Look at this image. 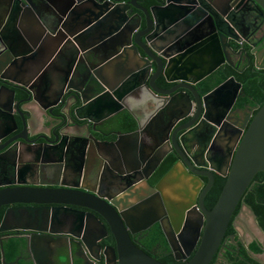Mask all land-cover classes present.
Masks as SVG:
<instances>
[{
	"label": "flooded vegetation",
	"instance_id": "obj_1",
	"mask_svg": "<svg viewBox=\"0 0 264 264\" xmlns=\"http://www.w3.org/2000/svg\"><path fill=\"white\" fill-rule=\"evenodd\" d=\"M27 1L0 0V106L12 108L16 119L15 128L10 118L0 110V189L29 186L98 192L117 201L127 198L126 202L132 205L125 214V220L132 242L163 263L182 264L189 261L200 242L199 235L204 227L203 223L197 232L195 220L200 209V193L208 178L205 174H186L183 167L176 166V172L170 178L160 181L176 165L179 157L173 149L169 150L171 141L167 142L161 137L159 121L154 117L144 124L139 136L144 153H147L146 158L134 163L136 172L132 175L122 177L115 173L118 155L122 157V153L131 149L134 137H121L119 142H114L117 134L112 130H121L122 133L133 130L134 127L123 128L120 122L125 114L130 116L126 107L134 110L140 108L141 100L147 95L142 86L132 87L134 80L126 81L123 85L122 110L103 120L111 124L106 134L97 133L96 139H86L78 136L86 130L76 128L71 131L66 128L58 135L56 142L59 143V153L55 157L47 143H53L55 138L43 116L45 107H53L57 95H66L71 87L81 88L83 76L73 71L67 74L71 64L76 63L78 68L88 72L94 70L97 74V67L103 62L98 57L91 59L86 52L81 51L86 45L82 38H78L76 45H73L66 37L77 27L78 23H70L82 7L76 6L68 13L71 0ZM190 1L189 10L193 21L187 32L194 42L189 49L186 48L191 64V71L186 77L191 82L199 72L215 66L209 75H214L215 80L200 85L203 88L202 95L209 93L205 118L211 122L218 121V124L211 126L206 121L200 123L186 135V144L189 148L193 146L192 151L199 164L223 171L230 150L247 128L264 95V10L255 0ZM138 3L151 7L162 1L138 0ZM57 12L62 14L59 20L54 14ZM187 26L185 22L181 24L182 29ZM22 40L26 45L22 44ZM27 48L33 51V55L24 64L22 60L13 61L17 57L15 54ZM125 49L122 51V62H128L131 54L130 48ZM108 52L110 49L97 48L99 57ZM118 63L115 61L113 65ZM43 66L44 74L32 78L35 70ZM99 74L105 79L103 71ZM230 77L241 83V87H234V83L228 81ZM250 78L254 79V89L251 87L247 90L244 83ZM106 81L113 82V79ZM156 82L163 88L176 84L166 83L162 75ZM23 83L32 87L34 97L28 99V93L14 88L12 107L8 103L10 91L6 87L10 84L19 87ZM219 85L221 87L214 90ZM95 86L92 84L89 93L92 94ZM185 112L176 110L169 114L170 122H176L173 128L191 120L195 113L193 110L191 116L183 117ZM102 115L98 113L95 122L98 123ZM163 116L160 117L163 119ZM92 126L88 125L90 129ZM91 133L95 135L93 130ZM42 149L48 153L43 158L37 153ZM162 152L166 154L156 165L155 159ZM198 169L206 170L204 167ZM212 173L213 183L203 195L206 209L213 207L210 206L208 195L216 177H223L216 171L212 170ZM139 196L142 198L136 200ZM145 197H149L147 200L150 202L144 203ZM53 206L60 205L13 203L0 207V221L6 209H16L15 220L6 224L7 230L0 231L5 256L1 257L0 249V264H115L114 257H118L116 241L106 221L98 213L79 205H65L61 206L64 222L53 224L50 218V222H47L43 217H49ZM37 207L45 208L42 211L45 222H37V219L31 221L26 208L37 211ZM188 214L189 221L186 220ZM236 214L231 221L232 230H229L228 224L222 244L208 264H230L242 254L264 264V257H250L251 242L255 241L262 248V252L256 254L264 252L263 243L253 235L249 240H241L234 227ZM49 230L57 233L50 235ZM63 232H70L74 237ZM12 238L16 241V250L13 257H8V241ZM232 240L237 244H233ZM56 257L61 258L58 260ZM83 257H101V261L90 262Z\"/></svg>",
	"mask_w": 264,
	"mask_h": 264
},
{
	"label": "water",
	"instance_id": "obj_2",
	"mask_svg": "<svg viewBox=\"0 0 264 264\" xmlns=\"http://www.w3.org/2000/svg\"><path fill=\"white\" fill-rule=\"evenodd\" d=\"M161 1L162 3L151 7H144L138 3V0H71L70 5H68V13L76 6L82 7V10L77 11L70 23H78L77 27L67 33L66 37L73 42L71 43L73 45H76L78 38H82L86 45L81 51L86 52L91 59H97L98 57L103 63L97 67V74L94 70L88 72L85 69L78 68L76 63L69 66L67 74L73 71L83 76L82 86L77 89L71 87L66 95H57L53 107H45L43 116L52 128L55 138L53 143H47L52 149L51 153L55 154L56 157L59 153V150H57L59 143L56 142L58 135L62 134V130L66 128L71 131L76 128L86 130L85 133L82 132V135H78L86 139H96L97 133L100 135L106 134V131L111 128V124H107L103 120L122 110L124 102V97H122L123 85L125 86V82L134 80L133 88L139 86L145 88L147 95L145 99L143 98V101L141 100V107L136 110L126 107L131 116L134 129L124 133L121 130H112L117 134V139L114 142H119L121 137H134L131 149L122 153V157L118 155L114 171L122 177L136 172V164L134 163L137 160H144L147 155L146 152L144 153V145L139 139L140 133L143 131L145 123L152 120L153 117L157 118L161 129V137L165 138L167 142L171 141L172 147L169 150L173 149L179 157L176 165L160 181L164 182L167 178H170L176 172V166L183 167L186 174L187 172L196 176L205 174L208 178L207 184L200 193L198 200L200 209L195 220L197 232L204 223L202 234L199 235L200 242L192 258L182 263L208 264L215 255L218 246H221L228 224L239 203L241 207L235 217L238 218L239 213L244 210L257 229L264 233L258 225L256 215L252 209L242 201L244 193L252 186L254 176L258 172H264V103L257 107V111L252 116L247 128L237 138L235 146L229 152L230 155L223 171H219L212 166L199 164L193 154V146L189 148L186 144V135L204 121L211 123V126H217L218 124V121L211 122L208 118H205L209 93L202 95L203 88L200 85L206 84L208 80L212 82L215 80L214 75L209 77L215 66L206 68L202 73L199 72L193 81L187 80L186 76L191 71V64L186 48L194 42L189 38L187 32L193 21L189 10L191 1ZM255 2L264 10V0H255ZM54 14L58 16V20L62 15L60 12ZM80 18L82 19L79 20ZM184 22L188 26L182 29L181 24ZM22 44L26 45L24 40H22ZM94 46L96 49H94ZM98 47L103 50L110 49V52L99 57L97 54ZM125 48L131 50L128 62L121 61L122 51ZM31 55H33V51L30 52L27 48L21 53L15 54L17 57L13 61L22 60V64H24ZM115 61H119V63L113 65ZM19 68H22V66H19ZM100 71L105 73L106 80L113 79V82H107L101 77ZM44 72V66L38 67L32 78H37L36 76L44 74ZM143 73L145 75H142ZM160 75L163 76L166 83L176 82V84L169 88L159 86L156 79ZM7 80L9 79L7 78ZM228 81L233 82L236 88L241 87V83L233 77H230ZM92 84L97 86L91 94L89 92L92 91ZM192 84L197 86L194 87ZM219 87L221 85L214 90ZM6 88L10 91L8 103L12 107L14 88L28 93V99L34 97L32 87L27 83L20 84L19 87L17 84H10ZM0 110L4 113V116L10 118L11 123L16 128V119L13 116L12 108L8 107L7 109L0 106ZM176 110H185L183 117L191 116L193 110L195 113L192 115L191 120L173 128L176 122H170L171 116L169 114ZM27 112L28 110L26 114H28ZM98 113L103 115L99 118L100 120L97 119L99 121L97 123L95 122V116ZM161 115H164V120L160 117ZM168 123H170V127ZM89 124L93 125L92 129L88 127ZM190 126L192 127L189 128ZM91 130L94 131L95 135L91 133ZM37 153L41 154L42 158L48 154L45 149ZM165 154V152H162L158 155L154 163L157 165ZM198 167H204L206 170L202 171ZM207 168L211 170H207ZM212 170L225 177V182L213 207L206 209L203 206V195L213 183ZM141 198L139 196L136 200ZM147 199L149 197H145L143 202H150ZM126 201H128L127 198L117 201L115 198L104 197L98 192H75L67 189L29 186H9L0 189V207L13 203L60 205L52 207L48 218L43 216L47 222L50 218L53 224L64 222L62 220L65 215L61 212V209H63L61 206L65 205H79L98 213L106 221L110 232L115 238L118 253V257H114L115 264H166L150 256L132 242L127 231L129 225L125 220V214L128 213L129 206L132 203ZM37 209V211H32V209L26 208L29 211L31 221L37 219V222H45L42 217V211L45 208L37 207ZM15 213L16 209L5 210L0 221V231L7 230L6 224L15 220ZM189 219L188 214L186 220L189 221ZM36 230L44 231L42 229ZM55 233H57L55 230H49L50 235ZM63 234L74 237L70 232H63ZM262 235L264 236V234ZM258 239L263 242L259 236ZM194 243H192L191 248ZM232 243L237 244L234 240H232ZM27 245L29 246V242ZM0 249L1 257H5L1 241ZM56 258L59 260L61 257ZM83 258L90 262L101 261V257Z\"/></svg>",
	"mask_w": 264,
	"mask_h": 264
},
{
	"label": "trees",
	"instance_id": "obj_3",
	"mask_svg": "<svg viewBox=\"0 0 264 264\" xmlns=\"http://www.w3.org/2000/svg\"><path fill=\"white\" fill-rule=\"evenodd\" d=\"M244 84H246L245 88L247 90L250 89L251 87H253L254 89V79L253 78H250ZM263 103H264V95L260 99V105ZM132 124L133 122H132L131 117L128 114H125L120 122V125L123 128H132L133 127ZM224 181H225V177H221V176L216 177V181L208 195L211 207L215 203L221 191V188L224 184ZM253 181L254 182L252 183L251 188L244 193L242 201L252 209V211L256 215L258 225L264 231V172H258V174L254 176ZM239 206H240V203L237 205L231 217V220L229 222V230H232L231 221H232L234 214L238 212ZM8 246L9 247L7 249V256L13 257L15 250H16V241L14 238L8 241ZM250 251L253 253H260L262 252V248L255 241H253L250 244ZM242 255H240L241 257L237 256V258L234 261H232V263L230 264H259L253 259L249 258L247 254H242Z\"/></svg>",
	"mask_w": 264,
	"mask_h": 264
},
{
	"label": "crops",
	"instance_id": "obj_4",
	"mask_svg": "<svg viewBox=\"0 0 264 264\" xmlns=\"http://www.w3.org/2000/svg\"><path fill=\"white\" fill-rule=\"evenodd\" d=\"M139 113V111H138ZM140 114V113H139ZM152 135V133H150ZM243 209V208H242ZM234 227L238 231L241 240H249L250 236L253 235V237L258 239V236L261 238L262 241L259 242L264 244V234L263 232L259 231L254 224V222L249 218V215L244 210L239 213V217L236 218V221L234 223ZM250 257H264V252L262 254H256L251 252Z\"/></svg>",
	"mask_w": 264,
	"mask_h": 264
},
{
	"label": "bare ground",
	"instance_id": "obj_5",
	"mask_svg": "<svg viewBox=\"0 0 264 264\" xmlns=\"http://www.w3.org/2000/svg\"><path fill=\"white\" fill-rule=\"evenodd\" d=\"M258 174V173H257ZM254 182V181H253Z\"/></svg>",
	"mask_w": 264,
	"mask_h": 264
}]
</instances>
